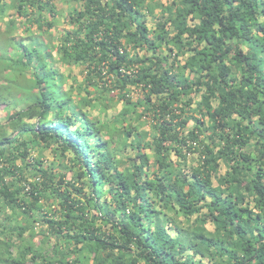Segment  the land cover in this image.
<instances>
[{"label":"trees","instance_id":"obj_1","mask_svg":"<svg viewBox=\"0 0 264 264\" xmlns=\"http://www.w3.org/2000/svg\"><path fill=\"white\" fill-rule=\"evenodd\" d=\"M61 1L0 0V264H264V0Z\"/></svg>","mask_w":264,"mask_h":264},{"label":"rangeland","instance_id":"obj_2","mask_svg":"<svg viewBox=\"0 0 264 264\" xmlns=\"http://www.w3.org/2000/svg\"><path fill=\"white\" fill-rule=\"evenodd\" d=\"M56 1H57L58 5H59L60 16L58 18L54 19V26H55L54 29H56L55 32H57L56 33V36L60 39L64 31H66V30L69 31L70 30V26H67L66 25V21H67V17H66V12L67 11L66 10H67L68 4L65 3V2L62 3L61 0H56ZM159 2L160 3H166L167 0H159ZM26 13L27 12L24 13L25 16L27 15ZM159 14H160L159 13V9L157 8L156 11H155V17L156 18H159L160 17ZM5 18L6 19H4V20H6L8 22L9 21L8 17L5 16ZM146 20H147L148 23H150L151 16L150 15H147L146 16ZM17 21H18V19L15 18V22H17ZM2 27H4V24H2ZM20 34L21 35H24V36L28 35V34H25V33H20ZM55 60H56V57L53 56V61H55ZM54 67H57V65H55ZM81 71L83 73L85 72L80 67H73L72 69H70V72H71L70 76L71 77H75V80H76V84L77 85L83 84L84 74L81 75L80 74ZM70 83H71L70 80L69 79H66L65 86L67 87ZM89 91L91 92V95H87V94L84 93L83 96L96 97L100 93V91H101V83H99L98 89H97L96 92H94V91L92 92L91 89H89ZM73 98L75 99V101L80 100V97H79V95L76 94V92H74ZM139 98H140L139 92L138 91H135L132 94V99L131 100L132 101L139 100ZM112 108L109 109L108 113H112V114L116 113L120 109V103L117 104V105L114 104V106ZM91 115H94V116L97 115V111H91ZM0 117H3V118L5 117L4 111L1 112V116ZM103 117H104L103 115H100L99 116L100 121H102ZM143 128H144V130H147L148 129V125H144ZM39 152L42 155V161H43L44 164H48L50 162H54L55 165H60L62 162H64V159L54 157L53 154H52L51 149H42V150H38V151L35 150V151L32 152L31 155L35 157V156L38 155ZM68 176L69 175H67V177ZM49 202L50 203H53V204H57L59 202V199H51Z\"/></svg>","mask_w":264,"mask_h":264}]
</instances>
